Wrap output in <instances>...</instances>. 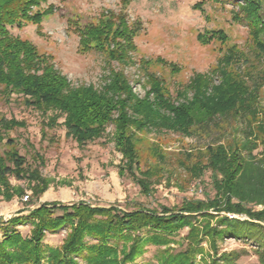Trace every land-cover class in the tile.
I'll return each instance as SVG.
<instances>
[{"label": "trees", "instance_id": "1", "mask_svg": "<svg viewBox=\"0 0 264 264\" xmlns=\"http://www.w3.org/2000/svg\"><path fill=\"white\" fill-rule=\"evenodd\" d=\"M45 1L0 0L3 96L10 99L12 94H18L26 106L45 115L44 137L46 129L58 126L59 119L65 117L66 135L80 147L98 139L113 125L116 147L124 159L120 174L133 177L145 194H150L161 168L141 169L138 133L155 130L182 136L224 134L200 152L206 163L199 160L190 167L196 177L210 169L216 193L213 198L186 200L179 208L160 209L44 202L28 214L0 220V264H46L45 259L47 264H81L76 256L82 257L84 264H128L144 254L147 242L164 246L157 253L158 264H198V255L203 264H236L235 252L206 257L201 246L204 238L210 240L216 254L217 240L222 235L254 237L264 247V224L220 215L221 211L244 213L264 222V209L253 208L264 206V105L260 102L264 87V0H199L194 5L203 9L207 1L232 4L233 21L249 29L257 65L239 46L229 43L225 30H210L201 34V39L207 43L220 41L223 54L211 71L195 72L176 96L166 79L152 69L153 64L165 65V60L161 56L140 59L150 85L144 97L133 92L125 73L127 65L136 64L132 55L138 50V24L131 25L126 13L113 10L103 11L96 21L75 23L79 51L103 54L108 75L101 88L94 84L74 86L57 67L53 54L41 52L31 40L11 33L12 27L22 28L28 23L41 27L54 8L49 5L41 9ZM113 62L120 67H114ZM168 64L172 70H180L176 63ZM241 64H245L244 68ZM25 126L24 120L0 116V194L5 197L24 191L13 186L11 176L28 181L36 195L49 186L40 166H33L21 154L10 135ZM259 147L260 152L255 153ZM154 152L159 153V148L154 147ZM36 157L40 164L44 163L43 156ZM187 157L192 154L187 153ZM194 216L199 219L193 220ZM27 224L33 228L31 236L24 237L16 227ZM186 225L187 247L175 252L172 235ZM66 226L71 230L61 247L44 246L46 232L55 233ZM147 228L151 233L144 238L139 232ZM260 259L264 264V250H260Z\"/></svg>", "mask_w": 264, "mask_h": 264}, {"label": "rangeland", "instance_id": "2", "mask_svg": "<svg viewBox=\"0 0 264 264\" xmlns=\"http://www.w3.org/2000/svg\"><path fill=\"white\" fill-rule=\"evenodd\" d=\"M197 1L199 0H46L41 9L48 8L49 5L54 8L45 16L41 27L28 23L22 28L12 27L11 33L31 40L41 52L53 54L57 67L68 76L74 86L94 84L101 88L108 75L105 56L97 51L81 53L80 38L74 26L75 23L85 24L98 20L105 10L124 12L131 25L136 23L139 26L135 37L138 50L132 55L136 64L125 67L133 92L144 97L150 90L140 59L155 60L161 56L166 64H153L152 69H156L166 79L172 94L176 96L177 90L189 82L195 72L211 71L223 54L220 41L207 43L201 39V34H206L207 31L225 30L229 43L239 46L251 57V63L258 64L248 27L232 19L233 5L207 1L204 8L200 9L194 6ZM170 62L176 63L180 70H172L168 64ZM244 65L241 64V68ZM113 66L120 67L118 62H113ZM260 102L264 105V87ZM1 115L26 122L25 127L16 128L10 135L16 140L21 154L33 166H40L43 177L49 180V186L43 193L36 195L28 181L11 176L13 186L24 191L10 197L0 194V220L28 214L44 202H86L98 206L116 204L133 210L139 207L179 208L186 200L215 196L213 172L205 169L201 177H196L190 167L199 160L206 163L200 152L224 134L203 132L182 136L155 130L138 133L141 169L154 166L161 168L160 175L152 183L150 194H145L133 177L120 174L119 168L124 159L116 147L113 125H109L101 137L80 147L72 137L66 135L63 123L65 117L59 119L58 126L46 129L44 137L42 127L46 116L39 110L26 106L18 94H12L10 99H6L0 91ZM154 147L159 148V153L154 152ZM260 150L261 147L255 153ZM187 153L192 154V157H187ZM36 154L43 156L44 163H39ZM26 195H29L28 200H25ZM253 208L263 210L264 206L255 205ZM61 212L57 211L59 214ZM210 212L216 211L210 209ZM230 213L238 215L234 218L242 221L264 224L244 213L221 211L220 215L233 219L228 215ZM198 217L194 216L192 219L198 220ZM32 228L31 224H27L17 226L16 230L24 237H29ZM70 230L71 227L66 226L55 233L46 232L44 246L61 247ZM188 232L189 226L186 225L172 235L175 252L186 249L185 237ZM139 233L145 238L151 233V229H143ZM0 238H3L1 229ZM87 239L90 242V238ZM256 240L254 237L219 236L217 254L207 237L201 246L205 248L206 257L209 254L220 257L221 254L235 252L238 253L236 264H261L260 250H264V247H260ZM163 248L164 246L147 242L144 254L128 264H158L157 253ZM201 257L197 256L198 264H203ZM76 259L81 264L85 263L82 257L76 256ZM47 261L45 259L46 264Z\"/></svg>", "mask_w": 264, "mask_h": 264}, {"label": "built area", "instance_id": "3", "mask_svg": "<svg viewBox=\"0 0 264 264\" xmlns=\"http://www.w3.org/2000/svg\"><path fill=\"white\" fill-rule=\"evenodd\" d=\"M29 199V195H26L25 196V200H28ZM231 218H234V217H238V215H236V214H233V213H230V214H228Z\"/></svg>", "mask_w": 264, "mask_h": 264}]
</instances>
